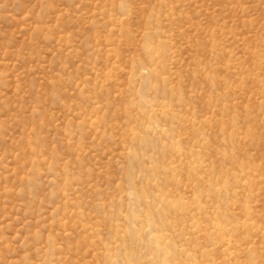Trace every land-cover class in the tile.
I'll list each match as a JSON object with an SVG mask.
<instances>
[{"label":"rangeland","instance_id":"374dc122","mask_svg":"<svg viewBox=\"0 0 264 264\" xmlns=\"http://www.w3.org/2000/svg\"><path fill=\"white\" fill-rule=\"evenodd\" d=\"M0 264H264V0H0Z\"/></svg>","mask_w":264,"mask_h":264}]
</instances>
